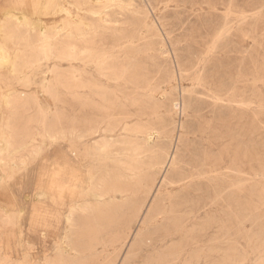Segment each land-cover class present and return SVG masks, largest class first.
Wrapping results in <instances>:
<instances>
[{
  "label": "rangeland",
  "instance_id": "1",
  "mask_svg": "<svg viewBox=\"0 0 264 264\" xmlns=\"http://www.w3.org/2000/svg\"><path fill=\"white\" fill-rule=\"evenodd\" d=\"M60 2L0 0V26L8 18L6 12L12 11L16 17L29 16L34 22L56 27L57 22L51 18ZM120 4L128 3L108 5L114 11L108 10L112 21L107 25L120 29L139 24L144 29L155 26L154 54L149 51L134 64L142 67L146 77H155L152 84L170 76V84L156 93V100L163 104L172 96L177 101L175 107H163L158 113L169 124L167 136L163 130L161 135L154 130L149 138L139 134L150 150L140 156L143 164L136 173H147L145 186L152 185L150 196L140 212V207L130 204L114 217L106 215L85 228L77 227L67 221L68 207L59 193L63 156L67 154L65 142L32 138L38 137L40 118L35 102L51 122L59 118L87 124L99 119L98 109L93 108L100 100L95 83L108 86L117 102V118L123 117L124 104L132 91L131 84L125 82L128 71L127 77L122 73L129 60H106L117 70L118 80L101 76L89 53L64 59L47 57L37 48L31 54L36 66L21 62L16 73L0 60V126L6 120L13 121L18 130L13 136L19 147L25 144L6 170L0 169V264H264V0H133L129 9L138 11L132 15L138 24L131 26L127 15L117 14ZM145 5L148 7L143 8ZM111 35L97 36V47ZM80 82L86 86L81 87ZM8 96L16 103H6ZM84 99L87 105L81 103ZM131 124L139 122L135 119ZM81 153L82 163L75 167L81 169L78 172L86 180L96 160ZM167 153L170 159L158 164ZM200 166L215 170L212 176L221 174L220 186L205 178L188 179L182 185L168 183L178 178L176 174L194 172ZM53 177L58 186L51 192ZM188 182L192 185H186ZM199 182L201 186H197ZM4 211L13 216L14 226L3 224Z\"/></svg>",
  "mask_w": 264,
  "mask_h": 264
},
{
  "label": "bare ground",
  "instance_id": "2",
  "mask_svg": "<svg viewBox=\"0 0 264 264\" xmlns=\"http://www.w3.org/2000/svg\"><path fill=\"white\" fill-rule=\"evenodd\" d=\"M115 2H117V3H128L126 6H124L123 4L118 5L120 12H118L117 14L127 15V17L129 18L128 20L130 23L129 22L128 23L130 24V26L134 25V24H138V23H135L136 22L135 18H134V16H132L133 13H136L138 11H134V10L129 9V8H132L130 6L133 5V0H62V3L60 2L61 3L60 6L57 8L56 12H54L52 14V18H51L52 21L57 22V26L55 25L56 27H47L46 26L47 24L44 25V24L40 23L41 22L40 20H37L36 22H34L32 20V18H30L29 16L16 17V15H15L16 13L13 14L12 11L6 12L8 15V18L0 26V36L2 37V41L0 42V60H3L6 63H8L12 69V72L14 71L15 73L19 68V65H20L19 63L23 62L24 65H29V66L34 63V60H32V59H34V56L32 57L31 54L37 48H39L44 54H46L47 57L52 56V55H57L59 58L63 56L64 59L65 58H68V59L76 58V56H78L80 54H84V53L85 54L86 53L92 54V55H90V57H91L90 61L96 62L97 71L101 72L100 75L105 76L108 80L120 79V76H118V74H116L117 70H115V67L110 65L109 62L106 61L108 58L111 59V58L116 57V58L121 59L123 57L125 60H129L128 63H126V71L123 69L122 73H123V76H126V72L128 71L127 72L128 77L126 76L127 78H125V82L126 83L128 82L129 84H131V86H129V87L132 89V91L128 94L127 102L124 104L125 112L121 113V115H123V117H121V118H117V116H119L120 114H116V112H115L116 111L115 105L117 104V102H116V99L113 98L112 92H109L107 90L108 86L100 84V83L94 84V86L97 89V95L100 99L99 102H96L95 104H93L94 110L98 109V111H99V114H98L99 119H97L95 122H90V123L86 124V122L78 123L77 121H73L70 119L69 120H67V119L61 120L59 118L55 122H51L48 120L47 114L38 109V104L35 102V108L37 109L36 115L39 116L40 118L37 120L38 125H39V129H37L38 130V134H37L38 137L36 136V137H32V138H33V140H34V138L40 139L43 142H45L46 140H52V139H61L65 142L64 146L67 147V154H65L64 156L62 155L64 157V162L62 163V169H61V174H60V177H61L60 185L61 184L62 185L60 186L59 193H60L62 199L65 201V203L68 207V211H67V215H66L67 221L71 222L75 226L81 227V228L87 227L89 222H91V221L93 222L94 220H97V219L104 217L106 215L110 216V217H114L120 211H122L125 207L129 206L130 204H136L137 209L140 207L139 208V212H140L141 207L144 204L146 198H148L150 196V193L152 191V185L150 184L149 188H147L145 186V183H146L145 180H146V175H147L146 172H145L146 175H144V172L141 173L140 171H139L140 173H138V174L136 173L138 170H140V168L143 164L140 156L143 154L144 151L146 152V151L150 150V149H148V146H150V145H148L146 141L141 140L139 137V134H145L149 138V135L153 134L154 130H156L157 131L156 133H158V134L160 132H163V131H165V133H166L168 131L169 124L167 123L166 119H164V118L161 119V117L158 116V113L160 112V109L163 107H166L168 109V108L175 107V105H177V101L172 96L169 97L167 99L166 103H163V104L159 103L156 100V96H157L156 93L157 92L160 93L164 89L165 84H167V83L170 84V81H171L170 76L169 77L165 76L159 82L155 81L152 84L151 82L154 80L155 77H146V75L142 71V67L138 65L139 67H141V69H138L136 64H134V62L137 61L138 58L147 57L149 54V51L154 50V46L156 43V35H157L156 31L153 30V28L155 26L152 29H144L139 24L137 27H133V28L130 27L128 29H124V28L120 29L118 27L107 25L108 23H110L112 21V19L110 18L111 14H109L108 10L110 12L114 11L113 6L108 7V5L115 3ZM18 3H19L18 4L19 6H23L20 1ZM47 5L49 6V4H47ZM148 5H150V4H148ZM146 6L147 5H145L143 8H145ZM146 11H147V9H146ZM230 11L232 12V10H230ZM62 13H64V15H62ZM148 15H149V13H148ZM228 18L229 17H227V19ZM228 20L226 22H228ZM163 21H165V20H163ZM55 22H53V23L55 24ZM47 23H48V21H47ZM149 23H151V22L149 21ZM54 24H52V26ZM154 24H155V22H154ZM157 24H156V27H157ZM230 26L231 25H229V27ZM231 28H232V26H231ZM233 29H234V27L232 28V30ZM232 30H231V32H232ZM224 32H226V31H224ZM227 33H228V30H227ZM108 34L109 35L112 34L110 37V40L107 42L101 43L100 46L97 47V45H96L97 36L108 35ZM169 37L170 36H168L167 38H169ZM163 39H165V37ZM217 43H215V44H217ZM215 46H217V45H215ZM163 47H164V45H163ZM177 49H178V47H177ZM176 52H178V51H176ZM151 53H153V52L151 51ZM207 53H208V50H207ZM172 56H174V55H172ZM205 56H206V54H205ZM86 57H88V56L86 55ZM86 57H85V59L87 61ZM177 57H176V59H177ZM154 58H152V59H154ZM208 59H210V58H208ZM76 60H74V61H76ZM35 61H36V59H35ZM170 61H172V59ZM35 64L36 63H34L33 65L36 66ZM143 65H145V64H143ZM177 67H179V66L177 65ZM187 67H190V65H187ZM198 67L199 66H197V68ZM33 68L31 67V69H33ZM116 69H118V68H116ZM195 69L193 71H195ZM104 70H107L108 72L102 73V71H104ZM113 71H115V73ZM177 72H178V70H177ZM180 73H182V72H180ZM187 80L188 81L190 80L189 77ZM82 82L88 83L85 80H82ZM85 83L80 82V84H81L80 86L85 87L86 86ZM126 87H128V86H126ZM191 87H192V85H191ZM195 87H197V86H195ZM172 90H173V88H172ZM187 90H188V88H187ZM13 96H15V95H13ZM11 98L8 96L5 99L6 103H16V100L11 99ZM81 103H83V105H87V99L82 100ZM10 106H11V104H10ZM116 107H117V105H116ZM14 111H16V110H14ZM25 113H27V112H25ZM13 118H14V116H13ZM134 118L137 119L139 124H137L135 126H134V124H133V126H132V124L129 125V123H131L132 121L135 120ZM17 121H18V119H17ZM144 121H147L146 122L147 124L142 125L141 122H144ZM156 125H158V128L155 127ZM160 130H163V131H160ZM17 131L18 130H17V128H15L14 122L11 121L10 119L6 120L0 126V169H1V171H3V170L5 171L7 168V165L10 162H12V161L14 162L16 155L18 156L20 148H25V144L20 145V147H19V143H17L16 137L13 136L15 134L17 135ZM104 133H106V134L110 133V136L104 135ZM171 133H173V132H171ZM96 135H99V136H96ZM160 135H161V133H160ZM94 136H96V138H93ZM166 136H167V133H166ZM32 138H30V139H32ZM97 138H100V139L95 140ZM160 139H162V138H160ZM93 140H95V141H93ZM165 140H164V142H165ZM170 141H171V139H170ZM35 142H37V140H35ZM90 142H91V144H90ZM159 143L161 144V142H159ZM28 144H30V143H28ZM88 144H90V145H88ZM159 146H161V145H159ZM164 146H163V148H164ZM158 147H157V151H159ZM32 148H33V146H32ZM161 148H162V146H161ZM173 150H174V148H173ZM39 151H40V148H39ZM82 151H84V154L86 156H90L91 159L94 157V159L96 160V161H94L95 163L93 164L94 165L93 168H95V169L93 171H90V173L88 174V178L86 180L83 178L82 175H80V172H78V170H81V169H76V167H75V165L78 164L79 162L82 163V160L79 159L80 155H82V153H81ZM160 151H161V149H160ZM162 152H163V150H162ZM21 153H23V151ZM21 153H20V155H21ZM33 153H34V151H33ZM156 153H158V152H156ZM30 156H31V154H30ZM150 158H152V157H150ZM168 158L169 157H168V153H167V156L162 157L161 161L158 164L164 163V161L167 160ZM173 158H175V157H173ZM60 159H61V157H60ZM174 161H175V159H174ZM181 162H182V160H181ZM24 164H25V162H24ZM147 164H149V163H147ZM147 166H149V165H147ZM150 166H151V164H150ZM155 167H156V165H155ZM163 170H164V168H163ZM179 170H181V169H179ZM224 170H227V169H224ZM164 171H162V172H164ZM214 171L215 170H213L211 168H206L205 166H200L199 169L194 171V172H188V173L182 172L181 174H176L178 176V178H176L174 180H170V182H168V183L174 185V184H181L183 181L188 180V179L191 180V179H195V178H199V179L205 178V179H210V180L216 181L218 183L217 185L220 186L219 183L221 181L219 179L221 178V174L212 176V174H214L213 173ZM241 172H243V171H241ZM3 173H6V172H3ZM158 173L161 174V171L160 172L158 171ZM6 174H8V173H6ZM153 174H155V173H153ZM155 175L157 176V174H155ZM247 176H249V175H247ZM51 179H53V180H52V184L49 187V190L51 192L52 191L54 192L56 186H58L57 185V179L55 177H53ZM151 183L153 184V181ZM186 185H188V186L192 185V182H188ZM201 185L202 184L200 182L197 184V186H201ZM48 186H49V184H48ZM183 187H185V186H181L180 188H183ZM231 188H229V189H231ZM158 192H160V191H158ZM219 194H218V196H219ZM163 201L164 200H162V205H163ZM159 207L164 209V206L159 205ZM165 207L167 209V206H165ZM260 218H261V216H260ZM3 219H4L3 224L6 227L15 225L14 224V218L9 212L4 211ZM254 219H255V217H254ZM160 223H161V221H160ZM135 224H134V227H135ZM258 224H259V222H258ZM260 224H261V222H260ZM66 229H68V228H66ZM62 230H63V228H62ZM145 230H146V228H145ZM120 233H122V232H120ZM243 234H244V232H243ZM242 237H241V239H242ZM262 237L264 238V235ZM258 238H257V240H258ZM238 239H239V237H238ZM253 239H254V237H253ZM253 242H254V240H253ZM102 243H104V241ZM258 243H259V241H258ZM215 244H217V243H215ZM106 245L107 244H105V246ZM111 245H113V244H111ZM109 248H112V247H109ZM203 248H205V247H203ZM88 249H90V248H88ZM111 255H112V253H111ZM187 255H189V254H187ZM5 258H6V256H5ZM177 259H179V258H177ZM101 262H103V261H101Z\"/></svg>",
  "mask_w": 264,
  "mask_h": 264
}]
</instances>
